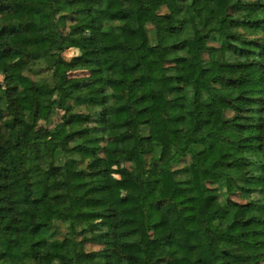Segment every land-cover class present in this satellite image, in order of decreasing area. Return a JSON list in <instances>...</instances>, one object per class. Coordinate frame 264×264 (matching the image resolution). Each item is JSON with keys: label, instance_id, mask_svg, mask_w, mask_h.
<instances>
[{"label": "trees", "instance_id": "trees-1", "mask_svg": "<svg viewBox=\"0 0 264 264\" xmlns=\"http://www.w3.org/2000/svg\"><path fill=\"white\" fill-rule=\"evenodd\" d=\"M17 54L0 264H264V0H0Z\"/></svg>", "mask_w": 264, "mask_h": 264}, {"label": "rangeland", "instance_id": "rangeland-1", "mask_svg": "<svg viewBox=\"0 0 264 264\" xmlns=\"http://www.w3.org/2000/svg\"><path fill=\"white\" fill-rule=\"evenodd\" d=\"M20 15V14H19ZM16 45L20 48L19 50L23 52L26 44H35L39 48H46L49 46L48 41L41 40L38 38L35 34L32 35H24L21 39L20 42L15 40ZM20 54L15 55V57L11 58L8 61H0V88H3L4 86V79H5V70L9 66V64L15 62L20 58ZM80 56V52L76 49H71L65 53V57L69 61H75L78 57ZM78 76L82 75V73H77ZM32 78H34V75H31ZM24 86L30 87L31 83L30 80H25L23 82ZM82 87L91 90L92 86L89 83H84L81 85ZM59 120V116L55 117V121ZM42 125H44L43 122H41ZM108 159L110 160V167L112 170V180L116 183L120 181L119 175H118V170L123 166L122 163L119 160V156L117 155H110L108 156ZM134 187L132 185L126 184V183H119L117 186H115L112 190V193L118 198L119 201H123L125 195L127 192L130 190H133ZM61 233V232H60ZM157 233L156 235H158ZM62 237V235H59ZM101 249V246L96 244V243H87L85 246L86 253L89 256V259L87 261L88 264H100L102 262V258L99 255V250ZM77 258V263L78 264H85V258L83 255H79L76 257Z\"/></svg>", "mask_w": 264, "mask_h": 264}]
</instances>
